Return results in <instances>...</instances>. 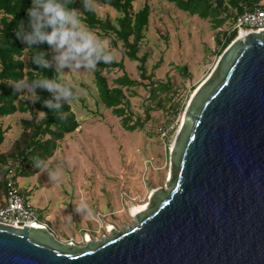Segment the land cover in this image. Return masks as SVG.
<instances>
[{
  "label": "rangeland",
  "instance_id": "obj_1",
  "mask_svg": "<svg viewBox=\"0 0 264 264\" xmlns=\"http://www.w3.org/2000/svg\"><path fill=\"white\" fill-rule=\"evenodd\" d=\"M94 2L102 19L116 21L119 13L115 9ZM146 3L152 12L139 53L140 57L148 53L144 74L140 57L129 59L120 43L113 45L109 38L80 21L108 52L116 53L117 61L124 59V68L104 73L109 85L117 87L116 79L124 74L136 82L123 87L124 99L118 110L102 102L94 70L82 64L76 67L75 62L59 68L55 59L59 51L51 46L60 71L59 83L72 88L66 99L79 127L65 134L46 162L47 170L59 169V182L50 181L47 170L40 169L31 176H16V183L62 242L74 239L75 245L85 247V234L94 242H102L104 237L112 239L109 225L121 233L124 228H133L138 221L131 207L145 203L148 209L154 190H169L172 145L191 95L216 67L224 49L222 43L232 32L238 13L237 7L227 1V9L218 13L210 10L208 17L199 11H184L166 0H136L135 10ZM259 5L264 6V0ZM222 19L225 22L219 26ZM28 95L29 90H21V97ZM28 117L16 113L0 118L5 127H10L1 150L9 149L19 139L20 121ZM82 200L88 203L90 214L76 211ZM4 201L0 185V206Z\"/></svg>",
  "mask_w": 264,
  "mask_h": 264
},
{
  "label": "water",
  "instance_id": "obj_2",
  "mask_svg": "<svg viewBox=\"0 0 264 264\" xmlns=\"http://www.w3.org/2000/svg\"><path fill=\"white\" fill-rule=\"evenodd\" d=\"M184 119L138 225L83 247L0 223V264H264V30L231 42Z\"/></svg>",
  "mask_w": 264,
  "mask_h": 264
},
{
  "label": "trees",
  "instance_id": "obj_3",
  "mask_svg": "<svg viewBox=\"0 0 264 264\" xmlns=\"http://www.w3.org/2000/svg\"><path fill=\"white\" fill-rule=\"evenodd\" d=\"M94 1L115 9L119 13L116 21L113 22L110 18L102 19L97 10L94 13L85 9V0H61L66 8L74 11L88 28L102 33L104 37L110 39L113 45L117 46L120 43L124 55L129 59L139 58L142 43L150 25L151 6L146 3L141 9L135 10L134 2L136 0ZM166 1L175 3L179 8L192 14L200 12L203 17H208L211 13L210 10L218 13L227 9L226 1L237 7V15L241 14L246 7L261 6L259 5L261 0ZM242 1L244 4L240 5ZM30 4L31 0H0V118L16 113L29 115L28 118L21 119L22 133L7 150H1V146L6 140V133L10 127H5L0 122V176H3L0 185H2L4 193L9 175L13 174L12 177L16 181V176H31L40 171L33 167L32 159L39 158L46 163L54 155L58 142L65 134L74 132L79 127L77 116L67 99L62 97L56 101L53 92L40 87L29 91V95L25 98L21 97V91H14L15 83L21 80L31 84L32 80L39 76L55 79L57 82L60 79V71L53 60L51 45L41 42L28 47L16 35L18 22L21 20L24 21L25 30H28L26 9ZM237 15L234 17L233 23H235ZM224 22V19L219 20L218 25L221 26ZM237 36L236 30L227 34L226 40L222 43L223 51ZM104 50L108 52L105 48ZM34 55H42V58L48 61V66L43 67L33 63ZM140 58L144 74L148 53H144ZM114 68H124V59L122 58L120 61L115 59L109 64L102 61L97 62L94 73L102 102L107 108L118 110L124 99L123 87L134 85L136 82L124 74L116 79L117 87L110 86L104 73H108ZM36 97L39 98L36 99ZM44 101L59 103L60 107L50 109L46 107ZM119 112L123 113V110L120 109ZM128 120L131 121V118L128 117ZM130 129L132 130V127ZM20 192L24 194L22 191Z\"/></svg>",
  "mask_w": 264,
  "mask_h": 264
},
{
  "label": "clouds",
  "instance_id": "obj_4",
  "mask_svg": "<svg viewBox=\"0 0 264 264\" xmlns=\"http://www.w3.org/2000/svg\"><path fill=\"white\" fill-rule=\"evenodd\" d=\"M85 9L95 13L94 0H85ZM27 27L25 30L24 21L18 22L16 35L26 43L28 47L46 42L59 51L55 57L57 66L64 68L75 62L76 67H83L94 70L97 62L105 64L112 63L116 59L115 52H105L104 45L97 38L87 31L81 24L77 14L66 8L61 0H31L30 6L26 9ZM33 63L43 67L48 66V61L42 55H34ZM36 87L47 89L55 94L56 101L62 97L71 96L70 90L57 82L55 79H48L39 76L32 80L31 84L21 80L15 83L14 91L22 89L34 91ZM39 97H36L38 99ZM46 107L58 109L59 103L44 101ZM33 167L47 170V164L39 158L32 159ZM48 179L52 182H59L61 175L59 169L47 170ZM76 211L80 214H90L91 209L87 202L81 201L76 205Z\"/></svg>",
  "mask_w": 264,
  "mask_h": 264
},
{
  "label": "built area",
  "instance_id": "obj_5",
  "mask_svg": "<svg viewBox=\"0 0 264 264\" xmlns=\"http://www.w3.org/2000/svg\"><path fill=\"white\" fill-rule=\"evenodd\" d=\"M234 30L238 34L242 30L247 33L264 30V6L246 7L241 14L237 15L232 31ZM0 223L19 228L36 226L49 229L48 225L41 220L39 211L29 201L28 197L20 192L12 175L8 176L6 182L5 201L0 206ZM67 242L75 244L74 239Z\"/></svg>",
  "mask_w": 264,
  "mask_h": 264
},
{
  "label": "bare ground",
  "instance_id": "obj_6",
  "mask_svg": "<svg viewBox=\"0 0 264 264\" xmlns=\"http://www.w3.org/2000/svg\"><path fill=\"white\" fill-rule=\"evenodd\" d=\"M246 34H247V32H245L244 30H242L240 33H239V35L237 36V37H244V36H246ZM204 81H206V80H204ZM201 83H203V82H201ZM201 83L198 85V87L201 85ZM204 84V83H203ZM202 84V85H203ZM201 85V86H202ZM201 86L197 89H195V91L193 92L194 93V95H193V93H192V95H191V97H192V99H191V101L193 100V98H194V96H195V94L197 93V91L201 88ZM190 104V103H189ZM189 106V105H188ZM188 108V107H187ZM184 121H185V119L183 118V121H182V124H181V126H180V128H179V130H181V128L183 127V124H184ZM178 130V131H179ZM176 144V143H175ZM175 144L174 145H172V150H173V148L175 147ZM170 176L172 177V175L170 174ZM154 192H155V190H154ZM148 207V204H145V203H143V204H138V205H135V206H133V207H131V214L133 215V213L134 214H138V213H140V212H143L146 208ZM147 210V209H146ZM108 229L111 231L112 229H114V227L112 226V225H109L108 226ZM109 231V232H110ZM85 239H87L88 241L89 240H91V237H90V235L89 234H87V235H85Z\"/></svg>",
  "mask_w": 264,
  "mask_h": 264
}]
</instances>
